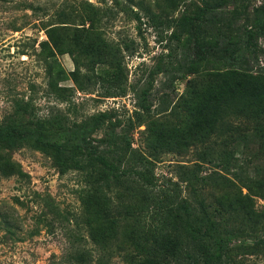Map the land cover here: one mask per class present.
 <instances>
[{
  "label": "rangeland",
  "instance_id": "rangeland-1",
  "mask_svg": "<svg viewBox=\"0 0 264 264\" xmlns=\"http://www.w3.org/2000/svg\"><path fill=\"white\" fill-rule=\"evenodd\" d=\"M259 2L229 0L195 37L177 20L199 0H0V124L20 110L22 124L54 136L96 120L93 145L115 134L120 165L144 157L153 184L171 185L205 221L237 234L227 264H264V98L205 134L208 109L187 111L189 73L178 68L192 45L237 40ZM239 61L241 72L264 69L263 35ZM196 65L203 76L224 61ZM0 150L20 170L0 173V264H176L162 254H175L180 234L130 184L101 169L61 171L32 139ZM204 150L231 156L227 171L201 163Z\"/></svg>",
  "mask_w": 264,
  "mask_h": 264
},
{
  "label": "trees",
  "instance_id": "trees-1",
  "mask_svg": "<svg viewBox=\"0 0 264 264\" xmlns=\"http://www.w3.org/2000/svg\"><path fill=\"white\" fill-rule=\"evenodd\" d=\"M229 0H199L190 15H181L177 24L185 32L195 37L202 33V25L210 11L226 5ZM139 21L140 16L135 14ZM174 36V33L172 34ZM264 36V1L254 8L253 19L243 29L241 36L231 42L213 44L208 49L192 45L182 52L180 70L188 69L186 85L187 111L195 114L208 109L209 121L205 134L218 131L225 122V113H242L244 105H250L264 98V69L239 71L241 59L252 38ZM184 45V44H183ZM204 57L224 61V68L209 71L203 76L196 73V62ZM206 79V80H205ZM252 106V105H251ZM143 111L147 110L144 100L140 102ZM12 122L0 124V143L14 144L25 139H32L42 149L53 150L61 171L68 168L84 171L87 169L103 170L106 179L116 183H128L133 196H144L152 202L151 213L159 211L168 221L173 232L181 236L175 254L170 250L162 254L163 259L173 260L176 264H227V248L237 234L216 228L205 221L191 203L179 192L166 183L155 185L148 175L144 157L138 159V166L120 165V159H114L118 137L114 134L107 141L105 148H98L89 138L96 120L88 125H80L70 130H63L51 136L42 124H22L20 110L15 111ZM202 129V128H201ZM192 139V138H191ZM124 153H127L125 151ZM200 162L227 171L231 156L225 152L211 154L204 150ZM206 156V157H205ZM0 173L3 175L20 174L19 166L0 150ZM188 179L187 177L182 180ZM225 179V178H223ZM133 185H132V184ZM175 186V185H174ZM264 242V238L261 239ZM117 249L122 250V242H117ZM128 264H135L129 261Z\"/></svg>",
  "mask_w": 264,
  "mask_h": 264
}]
</instances>
